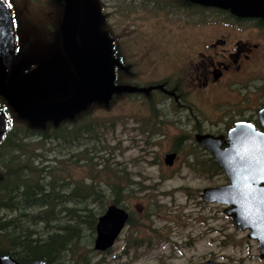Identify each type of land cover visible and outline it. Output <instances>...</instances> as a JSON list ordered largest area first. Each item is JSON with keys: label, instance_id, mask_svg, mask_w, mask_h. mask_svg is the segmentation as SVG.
I'll use <instances>...</instances> for the list:
<instances>
[{"label": "rangeland", "instance_id": "rangeland-1", "mask_svg": "<svg viewBox=\"0 0 264 264\" xmlns=\"http://www.w3.org/2000/svg\"><path fill=\"white\" fill-rule=\"evenodd\" d=\"M8 1L15 40L24 47L27 56L48 64H63L65 59L56 36L62 21L59 0ZM161 1H164V29L161 7L154 4ZM173 1L101 0L108 30L128 69L122 73V79L126 83L137 82L143 88L149 79L167 76L171 81H167L169 86L179 88L181 103L188 107V114L193 112L201 120L216 122L218 129L224 128L230 118L259 100L264 89V54L256 55L248 65L249 72L227 90L214 94L189 91L188 81L182 80L185 72L178 67L184 51L182 37L192 35L186 29V33L181 31L177 22L178 18L188 21V17L166 9ZM84 11L90 28L94 24L95 9L89 2ZM216 15L213 19L222 16ZM222 31L212 30L213 33ZM241 36L263 41L252 27L245 28ZM150 48L156 65H152L153 61L150 64L149 59L134 60L135 52L144 54ZM160 95L164 94L153 92L152 99L147 100L138 97L139 94H124L105 109L95 104L73 126L69 125L71 129H78L81 144L95 146L100 150L99 155L107 159H101L103 165H98L100 159L94 157L93 164L88 166L81 160L68 161L64 172L67 178L85 182L92 179L104 187L119 175L122 185L130 178L137 183L133 191H125L121 201L134 214L132 224L124 227L110 252L98 254L94 260L99 259L100 264H195L206 259L227 264H264L256 240L248 238L247 231L237 229L223 213L222 206L201 199L200 193L205 187L223 181L220 176L201 172V166L207 169L202 163L208 158L207 149L193 139V134L180 130L185 115L175 114L183 111L175 100L164 95V104H161L160 99H153ZM163 111L164 122L155 118L160 122L156 131L149 118L160 117ZM13 118L16 123H24L17 116ZM178 136H182V145H176L178 156L172 165H166L164 156L178 143ZM137 207H141L140 212ZM95 235L96 232L94 239Z\"/></svg>", "mask_w": 264, "mask_h": 264}, {"label": "flooded vegetation", "instance_id": "flooded-vegetation-1", "mask_svg": "<svg viewBox=\"0 0 264 264\" xmlns=\"http://www.w3.org/2000/svg\"><path fill=\"white\" fill-rule=\"evenodd\" d=\"M79 1L80 17L78 26L76 28L74 41L75 51L78 59L83 66H86L87 59L90 57V60L94 63L92 65L94 74L103 76V74L100 73L101 66L99 64V58L103 50H100L97 47V38L99 35L104 36L109 46L107 57H109L111 60L112 82L110 86L116 87L119 85H127L133 89L130 92L113 91L107 100L98 101L99 107H103V109L109 107L119 96L124 94H139L138 97H142L147 100L152 99L151 96L153 92L159 91V93L164 94L165 87H169V83H167L168 79L166 78L167 76L161 78H151L145 85H143V88H140V86L137 85V82L126 83V81H123L122 73L128 69L126 64L123 62L122 57L119 56V53H117L115 38L112 37L108 30L109 28L106 24V14L103 11L101 0ZM4 2L7 4L9 11V1L4 0ZM89 2L95 9V16H93L94 24L90 28L86 24V15L84 11L85 6H87ZM184 2L185 0H175L166 6V9L169 11V13L177 12L188 17V21L186 18H178L177 22L180 24L179 27L181 31L186 29V31L192 35L191 38L186 35L182 37V50L184 51L181 53V65L178 67L185 72L182 76V80L186 79L188 81L187 89L194 92L199 91L214 94L218 90L229 89L231 86L236 84L238 79L244 77V75L249 72L250 67L248 65L250 62H253L256 59V55L258 57L264 54V16H238L233 14L230 9H219L212 6H202L189 0V6H187L185 9ZM59 4L62 11L60 20L63 21L65 8L64 0H59ZM154 4L156 7H161L164 29V1H161L160 3L155 2ZM201 7H209V10L205 11L211 12L212 10L213 13L222 16H220L218 19H213V17L203 18L201 16ZM10 18L12 31V56L4 84H6L11 90L20 94L25 100L36 104L53 102L70 95L78 82V76L72 65L66 59L65 53L63 51L61 42L62 21H60V25L58 24L57 26L56 36L57 45H59L58 48L61 47L65 62L60 66H57V63L48 64L44 63L45 61H40L39 58L32 59L27 56V51L24 50V47L15 40L14 20L11 14ZM248 27H252L257 33H259L261 38H263V41H253L247 38L244 39L241 35L244 29ZM216 29H222L223 31L213 33L212 30ZM184 33L186 32L184 31ZM147 51L148 52H145L144 54H141V52H135L134 60L141 61L149 59L148 61L150 64H152L153 61L152 65H156L157 62L155 61L156 59L154 58V55H152L151 48L147 49ZM56 82L57 84L49 92L39 98H34L39 90ZM260 94L259 100L254 103L253 106L247 108L242 113L238 114V116L230 118L229 121L224 124V128L220 129L217 128L218 124L216 122L208 121L209 119L201 120L193 112L188 114L186 111L188 107H185V105H182L181 103V93L179 96H166L165 98L169 100H175V102L179 105L180 110H183L180 113H175L179 116L180 114L185 115L184 122L180 123V130H185L193 134L194 137L198 133L212 134L214 136H227L228 130L232 128L237 121L248 122L252 124L254 129L258 132H263V126L258 119V111L264 108V89ZM153 99H160L159 102L164 104V95L154 97ZM95 102L96 99L93 100L91 104ZM90 109H92V107L90 106L89 102H87L83 106H79L76 109L66 113L63 120L61 121L47 118L43 120V123L50 121L52 124L56 125L57 123L65 120L68 126H73L77 118L82 117ZM163 116L164 111L162 114H160V117L150 116L149 118V123L156 126V131L158 130V123L160 122H156L155 118L164 122L162 120ZM177 144H179V146L182 145V136H178V143L175 144V147L171 146L169 148L171 151H176V157L178 156V151L176 150ZM223 146L225 147L226 145ZM202 163L207 165L212 176H220L223 181L221 184H215L214 186L209 187H218L230 183L224 171L221 170L209 152L207 160L202 161ZM217 166L220 168L219 171L216 170ZM212 203L222 206L223 213L227 215L224 210L229 207L228 205L220 202ZM137 211L140 212L141 207H139ZM230 219L232 221L231 217ZM243 231H247V237L250 238L248 236L250 230L244 229Z\"/></svg>", "mask_w": 264, "mask_h": 264}, {"label": "trees", "instance_id": "trees-1", "mask_svg": "<svg viewBox=\"0 0 264 264\" xmlns=\"http://www.w3.org/2000/svg\"><path fill=\"white\" fill-rule=\"evenodd\" d=\"M187 6L185 0V9ZM205 10L209 7H201L202 17L216 16L212 10ZM164 91L168 97L180 94L177 85ZM0 108L9 119L0 139V254L20 263L100 264L95 257L111 248L99 252L93 247L97 218L109 204L124 207L123 194L133 191L136 181L130 178L122 185L117 175L103 187L92 179L70 180L64 173L68 161L81 160L88 166L96 157L100 159L96 164L103 165L101 161L107 158H102L95 146L81 144L78 129H71L65 120L56 125L50 121L33 125L12 110L2 96ZM13 116L24 123H16ZM200 169L209 172L208 167ZM133 215L130 212L127 224H132Z\"/></svg>", "mask_w": 264, "mask_h": 264}, {"label": "water", "instance_id": "water-1", "mask_svg": "<svg viewBox=\"0 0 264 264\" xmlns=\"http://www.w3.org/2000/svg\"><path fill=\"white\" fill-rule=\"evenodd\" d=\"M206 6H214L230 11L238 16H264V0H190ZM65 10L61 27V42L66 59L78 76L73 92L59 100L36 104L22 98L11 90L4 80L12 56L10 20L6 5L0 0V95L21 116L26 117L34 125L42 124L44 119L63 120L66 113L83 106L95 99L105 101L113 91H132V87L119 85L111 87V60L107 57L108 42L99 35L97 47L103 50L99 64L100 73L94 74L90 57L83 66L75 51V32L80 17V1L64 0ZM51 84L37 92L39 98L49 92L55 85ZM131 88V89H130ZM258 119L264 129V108L258 111ZM8 122L0 113V139L7 129ZM195 140L204 146L219 167L224 171L230 183L218 187H206L201 199L206 202H220L229 207L224 212L232 218L239 229H249L248 236L258 242L259 256L264 259V130L258 132L252 124L237 121L227 132V136L198 133ZM223 145H226L225 147ZM175 152L166 153L164 163L172 165ZM129 217L128 211L118 205L110 204L98 216L95 224V250L104 251L110 248ZM0 264H48L43 260L20 263L7 254H0ZM196 264H227L212 259Z\"/></svg>", "mask_w": 264, "mask_h": 264}]
</instances>
